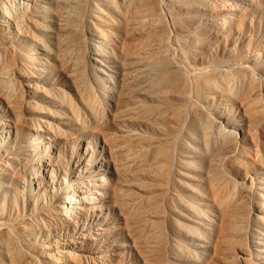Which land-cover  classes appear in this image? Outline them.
Segmentation results:
<instances>
[{"label": "bare ground", "instance_id": "6f19581e", "mask_svg": "<svg viewBox=\"0 0 264 264\" xmlns=\"http://www.w3.org/2000/svg\"><path fill=\"white\" fill-rule=\"evenodd\" d=\"M35 1L0 0V60L22 53L13 45L11 30L41 17L43 6ZM55 2L59 20L72 13L84 19V23H90L91 60L99 64L95 56L103 60L104 56H113V32L121 40L117 70L107 74L101 60L102 67L93 69L91 79L100 96H111L107 104L117 106V116L125 121L130 119L132 123L127 131L135 152L133 158L131 153L130 162L136 166L134 182L149 187L145 200L156 205L167 202L172 196L192 208V202L207 204L212 198L222 210L231 211L218 228L217 242L233 251L232 257L238 256L240 251L248 264H262L264 193L259 192L263 188L258 184L260 171L263 170L264 175V43L255 47L251 34L245 41L238 35L248 13L228 0ZM17 61L16 73L27 74L28 68L23 67L26 59L19 57ZM24 86L33 88L30 81ZM90 99L93 100L90 97L86 101L91 105ZM3 121L5 118L0 123ZM44 122L41 120L30 128L43 132L48 127ZM1 132L0 128V135ZM30 135L28 151L43 149L45 156L39 159L40 166L52 167L47 155L54 143L57 145L63 140L59 127H48L42 139L37 134ZM92 148V143L88 142L86 151ZM93 153L72 170L78 175L77 183L63 195L66 197L61 204L60 201L45 202L48 196L42 192L39 179L26 181L28 189L25 187L19 201L6 202L7 199H3L6 197L0 196V264H75L71 261L76 254L73 249L61 251L49 245L46 250L45 244L38 240L41 232L48 230L53 220L51 216L58 214L62 218L75 212L78 204L89 203L88 199L95 201L111 196V179L97 173L106 160L99 164ZM0 156V191L7 185L5 191H1L5 193L11 190L15 175L9 170V159L1 153ZM93 164L98 165L96 170ZM196 169L203 172L198 181L209 192L196 188L191 198L182 192L185 186L195 189L188 180L195 178L189 170ZM88 170L89 176H83ZM141 171L146 172L144 183H140ZM38 173L40 175V171ZM3 174L8 177L7 183L1 181ZM54 174L55 170H51L52 178ZM134 193L138 196L137 190ZM136 199L139 201L138 197ZM255 199L259 201L254 208L256 232L250 230L252 215L247 203H254ZM89 235H93L91 229ZM155 235L159 243L164 240L162 230ZM85 237L89 241V237ZM244 238L256 243L257 254L247 249ZM90 243L87 242L85 251L93 252ZM104 252L106 250L101 248L95 252L96 257L81 253L78 258L81 262L100 260L108 264V255Z\"/></svg>", "mask_w": 264, "mask_h": 264}, {"label": "rangeland", "instance_id": "374dc122", "mask_svg": "<svg viewBox=\"0 0 264 264\" xmlns=\"http://www.w3.org/2000/svg\"><path fill=\"white\" fill-rule=\"evenodd\" d=\"M36 1L43 6L41 19L25 23L22 27L15 26L11 30L13 45L22 53L10 54L0 60V121L3 118L6 120L0 123V153L5 155L6 160L9 159V170L15 175L11 190L2 193L7 185L1 188V198L5 196L3 199H7L6 202L9 199L19 201L26 191L25 187L28 189L26 181L36 182L39 179L42 192L48 196L42 199L52 203L60 201L61 204L66 197L63 195H67L77 183L78 175L72 170L83 159L88 160L94 151V160L98 159L101 162L99 164L106 160L97 173L100 177L111 179V196L95 201L88 199L89 203L78 204L77 210L68 216H51L53 220L48 223V230H43L38 240L45 244L46 250L50 247L61 251L73 249L76 254H73L71 261L75 264H102L100 260L81 262L78 258L81 253L96 257L95 252L101 248L106 250L104 253L108 255V264H248L240 251L237 252L238 256L232 257L233 251L224 245L221 247L217 242L218 228L229 218L231 211L222 210L212 202V198L207 200V204L192 202V208L185 207L176 197L172 199V196L167 202L154 205L145 200V196L149 195V187L134 182L133 171L136 166L130 162L134 147L127 132L132 123L130 119L125 121L117 116V106L111 102L107 104L111 96H100L91 79L93 69L102 67L101 60L107 74L117 70L115 65L119 63L121 41L117 34L112 33L115 38L111 45L113 56H104V60L101 56H95L100 60L98 64L90 59L89 54L90 23H84V19L72 13L59 20L55 0ZM228 1L236 7L241 6L249 15L237 32L241 40L245 41L251 34L255 47L263 44L264 0ZM76 21L80 24L77 22V25ZM11 25H14L13 21ZM19 57L26 59L23 67L25 70L28 68L27 74L21 76L16 73ZM27 81L33 86L31 90L24 86ZM90 97L93 98L90 99L91 105L86 101ZM29 101L31 105L27 103ZM122 114L118 113L120 116ZM41 120L48 127H59L63 137L59 144L52 145L50 156L47 155L48 164H52V167L43 165L41 168L39 159L45 156L43 149L28 151L31 133L42 139L45 137L44 131L48 132V127L43 132L30 128ZM83 124L88 127H82ZM88 142L92 143L93 148L86 151ZM93 165L96 170L98 165ZM51 170H55L53 178ZM88 172L90 170L82 175L89 176ZM189 172L195 175L193 180L179 177L188 180L195 189L185 186L182 193L192 198L196 188L207 192L206 187L198 181L201 180L198 176L203 175V172L197 169ZM145 175V171L139 172L140 183L145 182ZM5 176L2 175L1 181L7 183L8 177ZM259 177L258 187L263 188L259 192L264 193L263 170ZM134 190H137L138 196ZM247 203L251 206L253 219L249 221L250 230L256 232L254 208L259 201L255 199L254 203ZM90 229L93 235H89ZM159 230L164 235L161 243L155 235ZM97 231L101 234H97ZM85 236L89 237V241H86ZM70 240L74 243H70ZM87 242H91L93 252L85 251ZM243 243L247 244L248 250L257 254L259 248L256 243L249 238H244ZM260 262L264 264L262 259Z\"/></svg>", "mask_w": 264, "mask_h": 264}]
</instances>
